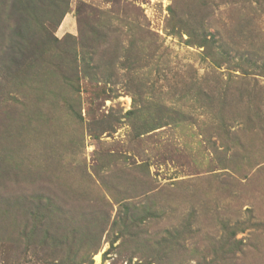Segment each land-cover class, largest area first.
Instances as JSON below:
<instances>
[{
	"label": "rangeland",
	"instance_id": "1",
	"mask_svg": "<svg viewBox=\"0 0 264 264\" xmlns=\"http://www.w3.org/2000/svg\"><path fill=\"white\" fill-rule=\"evenodd\" d=\"M0 264H264V0H0Z\"/></svg>",
	"mask_w": 264,
	"mask_h": 264
},
{
	"label": "bare ground",
	"instance_id": "2",
	"mask_svg": "<svg viewBox=\"0 0 264 264\" xmlns=\"http://www.w3.org/2000/svg\"><path fill=\"white\" fill-rule=\"evenodd\" d=\"M96 259H97V261H99V257H97Z\"/></svg>",
	"mask_w": 264,
	"mask_h": 264
}]
</instances>
